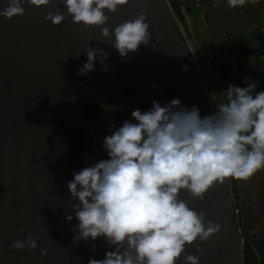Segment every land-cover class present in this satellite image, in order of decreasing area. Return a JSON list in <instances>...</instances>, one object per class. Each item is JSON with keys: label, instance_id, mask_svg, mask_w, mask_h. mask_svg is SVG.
<instances>
[{"label": "water", "instance_id": "water-1", "mask_svg": "<svg viewBox=\"0 0 264 264\" xmlns=\"http://www.w3.org/2000/svg\"><path fill=\"white\" fill-rule=\"evenodd\" d=\"M24 8L21 17H0V264H88L112 249L103 239L73 240L77 221L69 223L66 216H74L77 203L67 188L74 172L108 159L104 138L113 125L131 120L135 109L147 111L153 101L164 106L177 98L185 108L198 106L202 116L212 115L214 108L169 0H130L108 13L115 26L143 9L152 38L126 60L100 44L110 54L108 68L97 60L87 76L78 72L87 61L83 53L102 39L99 28L77 25L71 17L60 26L47 21L49 12L67 13L61 0ZM181 198L222 226L185 254L200 256V264H244L232 179L212 187L203 199L186 191ZM29 236L37 239L35 252L10 249Z\"/></svg>", "mask_w": 264, "mask_h": 264}, {"label": "clouds", "instance_id": "clouds-1", "mask_svg": "<svg viewBox=\"0 0 264 264\" xmlns=\"http://www.w3.org/2000/svg\"><path fill=\"white\" fill-rule=\"evenodd\" d=\"M53 2L0 0V17L12 20L25 15V4L42 8ZM61 2L67 13L49 12L47 21L60 26L71 17L77 25L99 28L102 36L96 47L83 53L87 61L79 68L81 76L95 71L97 60L107 70L110 54L100 44L115 48L126 60L151 41L143 9L115 26L109 24L108 13L115 14L130 0ZM254 2L224 0L230 9ZM257 88L254 81L246 87L229 84L212 115L202 116L198 106L185 108L178 98L164 106L153 101L149 110L135 109L131 120L110 128L102 143L108 159L74 172L67 183L77 201L74 216H66L69 223L77 221L72 229L75 243L103 239L112 249L88 264H178L181 258L183 264H200V256L185 254L186 249L208 241L222 226L192 208L181 193L203 199L217 184L248 181L264 170V91ZM10 249L35 252L38 242L29 236L14 241ZM40 254L46 257L47 249Z\"/></svg>", "mask_w": 264, "mask_h": 264}, {"label": "crops", "instance_id": "crops-1", "mask_svg": "<svg viewBox=\"0 0 264 264\" xmlns=\"http://www.w3.org/2000/svg\"><path fill=\"white\" fill-rule=\"evenodd\" d=\"M175 1L202 66L229 82L231 72L244 87L257 82L264 91V0L237 9L224 0Z\"/></svg>", "mask_w": 264, "mask_h": 264}, {"label": "rangeland", "instance_id": "rangeland-1", "mask_svg": "<svg viewBox=\"0 0 264 264\" xmlns=\"http://www.w3.org/2000/svg\"><path fill=\"white\" fill-rule=\"evenodd\" d=\"M183 30L196 59L200 63L199 68L202 67V75L205 79L211 102L215 110V102H219V100L222 99L221 92L226 91L228 84L231 82L218 75L216 69L208 71L202 66L199 52L196 50L197 46L192 42L191 37L187 33L186 27H184ZM198 39L199 38L197 37V40ZM218 69L219 72H221V68ZM241 87L244 86L241 84ZM238 197V201L234 199V203L238 210L237 218L241 226L240 235L244 245V243L253 236L250 235V233H259L260 236H263L264 234V170L256 173L248 181H239Z\"/></svg>", "mask_w": 264, "mask_h": 264}, {"label": "trees", "instance_id": "trees-1", "mask_svg": "<svg viewBox=\"0 0 264 264\" xmlns=\"http://www.w3.org/2000/svg\"><path fill=\"white\" fill-rule=\"evenodd\" d=\"M169 2L173 10L175 11V14L179 19L181 26L184 28L186 24L185 19L183 18L181 12L177 9L178 8L177 2L175 0H169ZM197 62L200 65L198 60ZM200 70L202 73V67L200 68ZM238 183L239 181L232 179V191H233L234 199L236 201H238L239 199ZM243 262L244 264H264V241H260L259 243L251 242V241L245 242L243 245Z\"/></svg>", "mask_w": 264, "mask_h": 264}, {"label": "flooded vegetation", "instance_id": "flooded-vegetation-1", "mask_svg": "<svg viewBox=\"0 0 264 264\" xmlns=\"http://www.w3.org/2000/svg\"><path fill=\"white\" fill-rule=\"evenodd\" d=\"M258 229V228H257ZM264 230V229H263ZM254 232V231H253ZM250 235H253V236H251L250 237V239L248 240V241H251V242H256V243H259L260 241H264V234H263V236L261 235H259V233H256L255 234V232L254 233H250Z\"/></svg>", "mask_w": 264, "mask_h": 264}, {"label": "built area", "instance_id": "built-area-1", "mask_svg": "<svg viewBox=\"0 0 264 264\" xmlns=\"http://www.w3.org/2000/svg\"><path fill=\"white\" fill-rule=\"evenodd\" d=\"M228 76L230 78L231 84H234V85H236L238 87H241V83L239 82V80L234 75H232L231 72H228Z\"/></svg>", "mask_w": 264, "mask_h": 264}]
</instances>
